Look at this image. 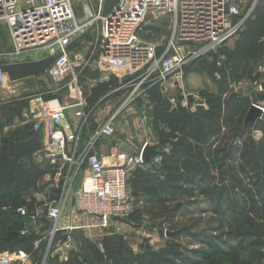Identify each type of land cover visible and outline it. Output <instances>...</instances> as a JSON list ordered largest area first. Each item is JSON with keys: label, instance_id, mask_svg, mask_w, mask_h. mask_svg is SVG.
I'll return each mask as SVG.
<instances>
[{"label": "rangeland", "instance_id": "1", "mask_svg": "<svg viewBox=\"0 0 264 264\" xmlns=\"http://www.w3.org/2000/svg\"><path fill=\"white\" fill-rule=\"evenodd\" d=\"M249 1L250 4L255 3V0ZM89 2L94 12L95 4ZM76 12L79 18L84 17L82 7H78ZM248 22L236 38L216 53L195 59L186 69L183 84L168 80L164 87L149 89L139 96L133 95L132 89H123L120 79L110 71L105 70V75L100 76L97 69L101 35L98 24L71 47L72 61L77 65L81 61L83 63L77 69V76L88 107L96 115L93 123L103 124L114 118L115 135L107 141L116 143L123 150L128 145L134 149L133 154H139L147 143V148H155L153 157L160 155L162 158L156 167L147 166L131 174L128 212L123 218L108 221L110 225L114 223V234L122 238L120 244L125 243L127 252L118 250L111 260L105 258L103 264H264V132L255 128L256 123L264 127V115L242 131L244 135L238 137L241 139H235V143L233 140L234 132L244 128L237 126L238 118L244 119L245 114L246 122L251 108L261 102L257 95L263 93L264 87L258 86L252 97L248 92L244 94L231 88L235 83L249 88L252 82L260 81L255 74L259 65L257 58L264 51V0L256 4ZM146 25L142 38L163 46L170 35L171 15L168 12L152 13L147 17ZM244 39L246 42L251 40L249 47L246 44L240 46ZM239 46L240 55L250 53L256 60L250 64L231 62L227 53L237 51ZM40 56L39 52H30L22 58ZM220 58L224 62L221 71L217 68ZM106 75L112 86L102 87L95 95L94 89L102 85L100 79H105ZM70 81L67 79L56 95L62 93V96H67L66 85ZM52 87L46 75L0 86V99H3L0 100V153L6 149L5 144L13 140L14 131L33 118L24 117V112H29L30 101L40 95L49 97L44 91H51ZM20 89L21 92L17 93ZM187 94H193V103H189ZM6 95L8 99L4 98ZM218 95L241 107L235 111L239 116L230 119V124L224 123L223 134L215 138L216 124L211 117L218 115L209 113L212 109L210 96ZM118 96L122 97L119 101ZM191 106H196L197 111L192 112ZM181 109L191 117L207 116L204 125L194 129L193 137L187 130L182 131L186 119L179 120ZM208 135H211L208 138L211 141L206 145L196 142V139L203 142ZM231 145L233 152L229 150ZM222 150L232 155V161L225 163ZM38 168L37 188L23 193L24 203L32 207L41 202L51 206L60 198L63 188L69 190L72 187L71 180L57 183L56 171L50 163ZM65 171L68 172L67 168ZM82 177L84 171L76 175V186ZM259 179L263 180L262 186ZM239 181L242 182L241 187L238 186ZM78 190L70 189L69 194ZM67 212L68 208L62 218L70 217ZM116 225L121 227L115 228ZM39 240L34 238V243L21 249L31 255L34 264H89L82 256L89 248L84 245L83 252H79L82 242L77 248L75 242L68 241L63 233L57 235L52 243ZM89 241L97 243L101 253L105 251V247L103 252L99 249V243L103 244L101 240ZM204 251L208 255H204ZM144 252L147 256L142 259L140 256Z\"/></svg>", "mask_w": 264, "mask_h": 264}, {"label": "built area", "instance_id": "2", "mask_svg": "<svg viewBox=\"0 0 264 264\" xmlns=\"http://www.w3.org/2000/svg\"><path fill=\"white\" fill-rule=\"evenodd\" d=\"M87 1L0 0V25L8 27L13 39L14 48L9 54L12 62H19L30 52L46 53L55 58L46 74L55 96L63 83L71 79L66 85L69 103L61 104L57 98L46 100L42 96L30 101L31 115L36 121L34 132H41L45 122L51 127L48 141L34 153L33 159L39 166L50 163L59 184L70 181L72 171L75 175L84 171L86 175L75 196V210L81 216L95 217L108 224L111 218H123L128 212L131 174L147 166L156 167L162 158L154 156L151 163L146 164L143 158L148 147L146 143L139 154L114 146L111 162H105L98 151V141L114 137V118L99 125L94 134L91 132L96 115L89 109L79 85L77 69L83 63L80 60V65H77L72 61L71 47L98 24L101 35L97 69L110 71L120 79L123 89H132V94L139 96L155 86H164L168 80L183 84L186 69L193 61L216 53L236 38L245 29L261 0H255L254 4L249 0H119L105 16L108 0H89L95 4L94 12ZM78 7L83 8V18L77 15ZM155 12L171 15L170 35L163 46L142 38L147 17ZM262 43L264 45V34ZM222 60L220 58L217 62L219 70L223 66ZM261 72L264 73L263 65ZM9 82L8 75L0 68V86ZM255 84L251 83V86ZM245 87L242 83L231 86L236 91ZM261 94L263 100L254 107L264 115V89ZM191 97L193 100L194 96ZM186 98L189 100L188 96ZM192 100L189 103H193ZM70 110H75L73 116ZM191 111L196 112V106H191ZM63 122L67 125L64 126ZM67 129L71 132H66ZM69 191L63 188L60 198L53 205H46V210L44 207L36 210L26 206L17 208V214L26 221L21 237L37 234L40 235L39 241L52 243L59 232L58 223L70 205ZM45 217L55 223L50 226L49 234L41 238L46 231L41 222ZM67 239L72 241L70 236ZM99 249L104 251L102 243H99ZM0 264L34 263L29 253L20 250L0 254Z\"/></svg>", "mask_w": 264, "mask_h": 264}, {"label": "trees", "instance_id": "3", "mask_svg": "<svg viewBox=\"0 0 264 264\" xmlns=\"http://www.w3.org/2000/svg\"><path fill=\"white\" fill-rule=\"evenodd\" d=\"M248 21L246 22L245 28L249 23ZM247 37L249 38V36ZM243 41L244 43H242L240 46L246 44L247 47H249L248 43L251 40L246 42L244 39ZM240 46L238 47L237 51L233 53L231 52L227 53L231 62H233L234 60L235 63L247 62V64H250V62L256 60V58L254 59L253 57H251L250 53L247 55L245 54L240 55L239 53ZM260 57L257 58V60H259ZM109 85H111V83H105L102 84L99 88L94 89L95 95L99 94L100 89L102 87L106 88ZM155 89L156 88H154V90ZM213 100H215V102H213ZM230 100L229 99L223 100L220 95L210 96V104L212 106V109L209 113L214 112V115H218L211 117L214 118V123L216 124L215 130L213 132V136L215 138H218L220 135L223 134L222 133L223 124L224 123L230 124L229 123L230 119L232 120L234 117L236 118V116L239 113L235 111L239 110L241 105H236L235 102ZM224 108L227 112V115L225 116H223ZM180 111H182V116L179 117V120L181 121L182 119L183 120L186 119V123L182 127V131L185 132V130H187L189 132V136L193 137V133L195 134L194 129L197 126H203L207 116L200 117L198 115H193L191 117L190 115H188V113L185 112V110L181 109ZM245 112L246 110L244 111V113ZM244 119H245V114H244ZM244 119L238 118V120L240 121L237 122V126L241 128L244 126V128L241 129L240 132L238 131L234 132V136H233L234 143L236 142L235 139H241L238 137L244 135V132L242 131L244 129L249 128L251 126L250 124H252V123H248L247 119L245 122ZM255 128L256 130H261L264 132V127L263 125H261V123L259 124L256 123ZM14 132L15 135L13 140L8 141L5 144L6 149L0 153V252L20 251L27 244L34 243L35 242L34 238L40 239V235L37 234H30L24 239L23 237H21V231L25 228L26 221L17 214L16 209L20 207L22 204H24V199L22 197L23 193L29 190L30 188L31 189L37 188L36 186L38 182L37 178L39 175V168H38L39 165L37 163L35 164L33 163L34 162L33 155L37 150L41 148L42 137L40 133L33 132L30 126L19 128ZM223 136H225V134ZM208 138L210 139L211 135H208L203 142L199 141L198 139H196L197 141L196 140L195 141L198 144L206 145L211 141L208 140ZM188 139L194 140L192 138H188ZM251 143L253 144V140H251ZM229 150H231L232 152L234 151L233 145H231ZM221 152H225V158H224L225 163L227 161L228 162L232 161V157H231L232 155H227L226 150H222ZM246 154H248V152H246ZM253 170H256V168L253 167ZM259 181H260L259 184H261L262 186L263 180L259 179ZM259 184H256L255 186L259 187ZM241 185L242 182L239 181L238 186L241 187ZM121 240L122 238L117 235L110 238H106L103 241L105 251L101 253L98 250L97 243L94 244L91 241L85 239L82 241V246L80 247L79 252H83L84 249L83 246L86 245V248H89V251L86 249L85 253H82L84 262H88L89 264H103L105 258L111 260L117 254L118 250H122L124 253L127 252L125 243L124 245L120 244ZM203 253L204 255H208L206 251H204ZM146 256L147 253L144 252L143 254H141L140 257L143 259ZM150 263L153 262L151 261ZM65 264H70V263H65ZM80 264H84V263H80Z\"/></svg>", "mask_w": 264, "mask_h": 264}, {"label": "crops", "instance_id": "4", "mask_svg": "<svg viewBox=\"0 0 264 264\" xmlns=\"http://www.w3.org/2000/svg\"><path fill=\"white\" fill-rule=\"evenodd\" d=\"M12 51H13V39L11 37L10 30L8 29V27L6 25H0V58L2 59V61L4 60L5 63H14V62H12L11 55L9 56L10 52H12ZM70 51H71V49H70ZM41 57H42V54H41L40 57L33 58V59H26V58H22L21 57L20 60H19V62L38 60ZM263 57H264V53L262 52L261 57H260V60H258L259 61V65L257 64L258 65V69L256 70V74H255V77L257 79H260V81H254V82H252V84H255V83H259V84H257V85L255 84L254 87L250 86L249 88H245L244 90H241V93L246 94L248 92V96H251L252 97L254 95V90H256L258 86H263L264 87V73L261 72L262 65L264 66ZM100 73H101L100 74L101 77L105 75V73H103L101 71H100ZM41 76H44V75H41ZM38 77H40V76L28 78V79L19 81V83L20 82H23V81L31 80L33 78H38ZM108 80H109V76L106 75L105 76V79H103V80L100 79V83L101 84H103V83H110ZM16 83H18V82H15L14 84H16ZM19 86H22V85H19ZM96 87H98V86H95V88ZM158 87H161L162 88L164 86L159 85V86H155L154 88H158ZM66 89H68V88L66 87ZM50 90L51 91H49V89H47L44 92H45L46 95H48L49 97H51V99L49 97H46V98L44 97V99H46V100H53V99H56L57 98L61 104H64V103L67 104V103H69V101H70L69 96H68L69 94L67 96H64V95L62 96V93H59L58 95L55 96V93L52 91V88ZM20 92H21V89L17 93H20ZM192 95L193 94H187L186 97L187 96L189 97V96H192ZM40 96L43 97V95H40ZM104 97L103 98H100L98 102L99 103H102V100L104 99ZM4 98L5 99H8L9 96L6 95ZM121 98L122 97L118 96L117 97V100L119 101V100H121ZM0 100H3V99H0ZM258 100H260V101L263 100V95L261 93H259V99ZM29 107H30L29 112H24V114H25L24 117H26V118H30V116H32L31 115V111L32 110H31L30 103H29ZM101 107H102V105L98 109H100ZM74 113H75V110H70V115L73 116ZM75 121L78 122L79 120L78 119H75ZM35 122H36L35 119H33V118L32 119H29L28 121H25L23 123V127L30 126L32 128V127H34V123ZM24 124H26V125L24 126ZM97 124H94L93 123V125H92L91 132L93 134L96 132L98 126L101 125V124H98V125ZM63 125L66 126L67 124L65 122H63ZM23 127H21V128H23ZM50 128L51 127L48 126V123L45 122V126L43 127V130L41 132H36V133H40L41 134V137H42L41 147L44 145V143H46L48 141V134H49L48 133V130ZM32 131L34 132V129ZM66 132L70 133L71 131H70V129H67ZM114 146H117L116 143H112L111 141H106V140H103V139H101V140L98 141V151L104 156L106 163H110L111 162L110 154H111V151H112V149H113ZM124 149H125L124 151H127V152L133 154L134 149L132 147L126 145V146H124ZM76 175L73 174V171H72V176H71L72 187L70 189L76 188V190L77 189L80 190V188L82 186L83 177L80 179V182H79L78 186H76V183L78 181V178H75ZM84 175H86V173ZM77 192H75L72 195L70 194L71 200L69 201L70 202V205L68 206L69 212L66 213V214L69 213L70 214V217H65V218H61L60 219V221L58 223L59 232H58L57 235H59L60 233H63L65 236L67 235V237H69V236L71 237V231H72V229L80 228V229L83 230V232L85 234V238L83 240H85V239L86 240H94L95 239V240H101L103 242L106 238H110V237L115 236L114 231H113L114 230V228H113L114 223L111 224V225L109 223L108 224H105L103 222V220H101V219H97L95 217H84V216H80V214H78L76 212L75 207L72 205V202H73V197L76 196V193ZM23 199L25 201V198L24 197H23ZM43 204L44 203L41 202V204L32 207L31 205H28V204H25L24 203L20 207L26 206V207H28L31 210H36L39 207H44L45 210H46V205H43ZM75 206H76V204H75ZM75 214L77 216H75ZM41 222H42V225H44V229L46 231L51 228L50 227L51 226V223H50V221L48 219H46V217L43 218L41 220ZM118 227H121V226L119 225V226H117L115 228H118ZM41 238H42V236H41ZM72 241L75 242L73 239H72ZM75 244H76V242H75Z\"/></svg>", "mask_w": 264, "mask_h": 264}, {"label": "water", "instance_id": "5", "mask_svg": "<svg viewBox=\"0 0 264 264\" xmlns=\"http://www.w3.org/2000/svg\"><path fill=\"white\" fill-rule=\"evenodd\" d=\"M119 0H108L104 8V16L107 15L117 4ZM55 58L48 56L46 53L42 54V57L38 60L24 61L17 63H5L0 60V68L4 73L8 75L9 81L12 83L19 82L28 78L46 75L48 69L53 64ZM192 97L189 96V101ZM263 116L262 111L257 107H252L248 117V123H256L258 119ZM155 148L149 147L144 150L143 158L146 164L151 163ZM76 197H73L72 205L75 207ZM51 226L55 221L50 220ZM50 232V229L45 231L41 236L46 237ZM71 238L76 242L77 248H79L81 241L85 238V234L82 229L76 228L71 231ZM24 239V238H23Z\"/></svg>", "mask_w": 264, "mask_h": 264}, {"label": "bare ground", "instance_id": "6", "mask_svg": "<svg viewBox=\"0 0 264 264\" xmlns=\"http://www.w3.org/2000/svg\"><path fill=\"white\" fill-rule=\"evenodd\" d=\"M110 162V161H109Z\"/></svg>", "mask_w": 264, "mask_h": 264}]
</instances>
